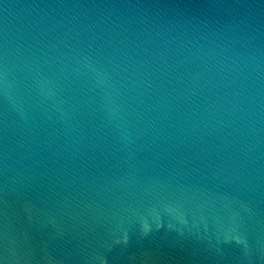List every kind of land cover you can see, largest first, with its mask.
Returning <instances> with one entry per match:
<instances>
[{"label": "water", "instance_id": "1", "mask_svg": "<svg viewBox=\"0 0 264 264\" xmlns=\"http://www.w3.org/2000/svg\"><path fill=\"white\" fill-rule=\"evenodd\" d=\"M0 264H264V0H0Z\"/></svg>", "mask_w": 264, "mask_h": 264}]
</instances>
